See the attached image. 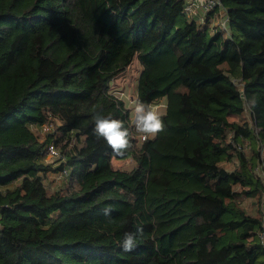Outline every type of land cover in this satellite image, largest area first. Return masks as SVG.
<instances>
[{"label":"trees","instance_id":"1","mask_svg":"<svg viewBox=\"0 0 264 264\" xmlns=\"http://www.w3.org/2000/svg\"><path fill=\"white\" fill-rule=\"evenodd\" d=\"M222 6L228 31L185 0H0V264H264V0ZM134 60L166 130L114 156L92 116L134 133L112 86Z\"/></svg>","mask_w":264,"mask_h":264},{"label":"clouds","instance_id":"2","mask_svg":"<svg viewBox=\"0 0 264 264\" xmlns=\"http://www.w3.org/2000/svg\"><path fill=\"white\" fill-rule=\"evenodd\" d=\"M133 131L125 126L124 121L104 116L96 112L92 116L94 121L93 133L97 140L103 139L112 149L114 156H123L132 147V139L135 137L142 141L155 138L166 130L162 117L164 113L156 109L152 104L145 103L137 96L131 101ZM105 216L111 215V209H104ZM143 227L137 225L135 232H125L120 246L123 251L131 252L137 246L139 238L143 237Z\"/></svg>","mask_w":264,"mask_h":264},{"label":"rangeland","instance_id":"3","mask_svg":"<svg viewBox=\"0 0 264 264\" xmlns=\"http://www.w3.org/2000/svg\"><path fill=\"white\" fill-rule=\"evenodd\" d=\"M216 23V21H215ZM141 71V66L138 63L137 60H134L133 63L123 72L121 73L112 83L113 88L115 89V93L119 95L120 97L126 99L128 106L131 109V101L136 98V92H137V82L139 73ZM159 111H162L165 108V103L162 100V102L158 105L154 106ZM132 113V111H131ZM54 128V125L52 124H44L42 127L38 128L36 131L42 135V137L45 135V133L52 131ZM47 163H51L54 166H58L59 159L47 157L46 158ZM114 164L121 167L130 168L134 165V160L132 158H127L124 160H114ZM232 166V165H230ZM67 181L66 176H61L60 172H51L48 174V186L50 190L61 188L65 185ZM255 202L253 201L254 207ZM251 201L249 202V208H252Z\"/></svg>","mask_w":264,"mask_h":264},{"label":"built area","instance_id":"4","mask_svg":"<svg viewBox=\"0 0 264 264\" xmlns=\"http://www.w3.org/2000/svg\"><path fill=\"white\" fill-rule=\"evenodd\" d=\"M218 9L217 25L221 28L229 30V18L227 10L222 6V0H185V11L189 17H197L202 22L206 19L207 14ZM50 124V123H49ZM52 125V124H51ZM260 158L256 166V173L260 178L263 186L260 206L263 212V226L259 231V238L264 246V144L259 146ZM47 157L61 159V152L55 143H51L48 147ZM69 169H64L60 172L61 176H67Z\"/></svg>","mask_w":264,"mask_h":264},{"label":"crops","instance_id":"5","mask_svg":"<svg viewBox=\"0 0 264 264\" xmlns=\"http://www.w3.org/2000/svg\"><path fill=\"white\" fill-rule=\"evenodd\" d=\"M219 16H220V15L218 14V15H217V17H219ZM217 19H218V18H216V20H215V21H216V23H217Z\"/></svg>","mask_w":264,"mask_h":264}]
</instances>
